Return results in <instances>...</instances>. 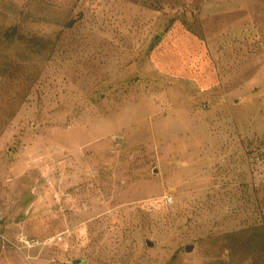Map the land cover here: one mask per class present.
<instances>
[{
    "label": "rangeland",
    "instance_id": "obj_1",
    "mask_svg": "<svg viewBox=\"0 0 264 264\" xmlns=\"http://www.w3.org/2000/svg\"><path fill=\"white\" fill-rule=\"evenodd\" d=\"M75 260L264 264V0H0V264Z\"/></svg>",
    "mask_w": 264,
    "mask_h": 264
},
{
    "label": "water",
    "instance_id": "obj_2",
    "mask_svg": "<svg viewBox=\"0 0 264 264\" xmlns=\"http://www.w3.org/2000/svg\"><path fill=\"white\" fill-rule=\"evenodd\" d=\"M159 38V35H156L155 36V40H157ZM147 244H148V246H152V243L150 242V241H148L147 242ZM192 249H193V247L191 246V245H187L186 247H185V251H187V252H190V251H192ZM80 260H75L74 262H73V264H80Z\"/></svg>",
    "mask_w": 264,
    "mask_h": 264
},
{
    "label": "trees",
    "instance_id": "obj_3",
    "mask_svg": "<svg viewBox=\"0 0 264 264\" xmlns=\"http://www.w3.org/2000/svg\"><path fill=\"white\" fill-rule=\"evenodd\" d=\"M246 247H247L249 250H253V249H255L254 247H256V245H254V244L251 243V241H250V242L247 243Z\"/></svg>",
    "mask_w": 264,
    "mask_h": 264
}]
</instances>
